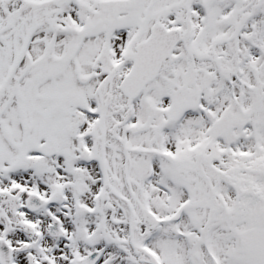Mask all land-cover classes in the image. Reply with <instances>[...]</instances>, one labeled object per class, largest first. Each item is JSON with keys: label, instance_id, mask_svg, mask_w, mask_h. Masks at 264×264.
<instances>
[{"label": "snow or ice", "instance_id": "snow-or-ice-1", "mask_svg": "<svg viewBox=\"0 0 264 264\" xmlns=\"http://www.w3.org/2000/svg\"><path fill=\"white\" fill-rule=\"evenodd\" d=\"M0 264H264V0H0Z\"/></svg>", "mask_w": 264, "mask_h": 264}]
</instances>
